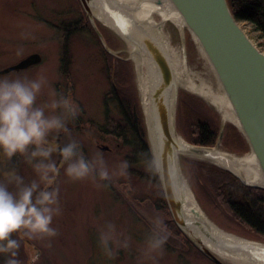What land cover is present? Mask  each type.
<instances>
[{
  "label": "rangeland",
  "instance_id": "1",
  "mask_svg": "<svg viewBox=\"0 0 264 264\" xmlns=\"http://www.w3.org/2000/svg\"><path fill=\"white\" fill-rule=\"evenodd\" d=\"M36 2H38V6L34 8V6H29L28 0H0V71L16 65L31 54H38L41 58L40 63L25 70L0 75V79H21L27 82L44 74L47 82L37 99V103L43 104L54 98V90H59L61 94L69 93V90L67 91L69 87H66V82L60 73L61 49L62 42H64L63 26L78 23L80 6L92 30L93 28L79 0H36ZM38 10L44 15V23H38L34 18ZM28 13L31 15L29 16ZM154 19L156 22H160V17L155 16ZM94 23L97 28L101 27L107 31L108 37L115 38L116 41L113 44L115 49H110V53L107 52L103 47V43L108 46L106 38L104 37L101 42L96 34L95 37L88 28L80 33L74 31L68 37L71 38L69 43L72 56L71 98L78 103L80 112L78 117L73 119L74 121L72 119L68 121V126L72 124L75 128L70 129L68 133L60 134L57 141L59 142L60 139L64 142L75 140L79 142L85 155L92 158L102 155L106 166L113 175L107 182L91 177L72 181L64 175L63 169H60L56 183L60 188L62 213L53 221L58 235L30 242L21 240L18 259L22 264H28V258L35 246L40 250L39 264H215L188 234L177 226L183 235L172 230L170 220L173 219L167 203L168 210L166 211L157 207L159 191L154 182L149 179H153V175L149 173L147 164L144 160L141 161L140 156L133 153L130 146L108 134L109 126L106 121L103 99L109 91V84L104 74L106 63L104 53L131 63L139 104L140 97L135 63L131 59L128 44L99 20L95 19ZM239 24L251 41L261 50L260 43L256 35L250 31L249 26L245 23ZM164 31L173 49L179 50V54L184 55L188 70L193 73L204 72V60L200 57L189 32L185 33L183 44L180 31L175 24L166 22ZM69 95L71 94L69 93ZM183 96H191V94L185 89H178L177 99L171 108L172 124L176 133L187 144L195 146L186 139L185 130L188 122L180 105V99ZM194 98L199 99L214 115L220 129L222 120L218 112L201 98ZM108 109V115L111 118L120 119L115 104H109ZM226 126L235 127L228 123L224 130ZM144 127L148 150L152 156L145 123ZM221 146L222 151L237 157H243L250 153L249 150L242 153L232 152L225 147L224 140L221 142ZM103 147H106L107 150H102ZM213 148L215 146L210 147V149ZM130 158L135 159L134 166L130 164ZM52 159L59 163V154L54 153ZM152 159L162 189L156 161L153 156ZM125 160L129 162V167L125 174L120 175L119 169ZM34 162H30L26 155L20 153L11 159L0 156V179L3 178L4 172L13 169L24 178L25 183L38 179L33 168ZM192 162L215 165L234 176L245 187L263 189L260 186L245 183L232 171L210 161L185 155L179 157L182 176L205 216L225 232L264 243L236 221L231 212L222 208L216 200L210 197V192L213 194L212 190L208 191V188L197 184L195 171L192 170ZM130 168L134 171L131 172L133 174L129 173ZM140 173L146 174L145 177L141 178ZM157 220L163 221L162 230L156 228ZM108 221L117 222L126 240L125 246L117 243L118 250L112 258L102 254L97 242L98 233ZM154 229L161 235H166L167 240L163 247L151 251L148 248L147 238ZM7 258L8 254L0 253V264H5ZM224 264L230 263L225 262Z\"/></svg>",
  "mask_w": 264,
  "mask_h": 264
},
{
  "label": "clouds",
  "instance_id": "2",
  "mask_svg": "<svg viewBox=\"0 0 264 264\" xmlns=\"http://www.w3.org/2000/svg\"><path fill=\"white\" fill-rule=\"evenodd\" d=\"M46 82L44 74L27 82L0 79V156L11 159L17 153L26 155L30 162L35 161L33 168L38 176L25 183L13 169L0 179V253L8 254L5 264H22L18 259L21 240L30 242L58 235L53 221L62 213L56 183L60 169L72 181L91 177L107 182L113 175L102 155H85L75 140L57 141L60 134L70 131L68 121L78 117L80 108L69 94L59 90H54L51 101L37 103ZM54 153L59 154V163L52 159ZM128 167L129 162L123 161L119 174H125ZM149 168L154 169V165L150 163ZM156 228L162 230L163 221L157 220ZM166 240V235L154 229L147 238L149 250L160 249ZM97 242L108 258L116 254L117 243L126 245L116 221L103 225ZM39 262L40 250L34 246L28 264Z\"/></svg>",
  "mask_w": 264,
  "mask_h": 264
},
{
  "label": "water",
  "instance_id": "3",
  "mask_svg": "<svg viewBox=\"0 0 264 264\" xmlns=\"http://www.w3.org/2000/svg\"><path fill=\"white\" fill-rule=\"evenodd\" d=\"M152 1L157 4L162 3L161 0ZM167 1L182 17L188 31L197 39L199 46L207 56L232 106L249 150L255 156L264 182V52L251 41L239 22L235 20L226 0ZM79 2L95 34L103 42V37L94 23V20H97L94 15L95 0H79ZM120 24H122L124 41L145 51L159 72V81L151 95L152 125L156 135L158 153L156 167L172 219L181 231L188 234L187 223L181 212V203L174 195L176 181L174 172L177 167L175 154L182 152V155L188 157L204 159L210 150L221 147L224 129L219 131L213 149L197 146L182 149L177 144L171 129L172 106L169 104V96L173 92L175 103L178 88L169 60L161 45L141 25L123 18ZM180 37L184 44L185 33L180 32ZM103 47L108 51L104 43ZM40 61L39 55L32 54L16 65L0 71V75L28 69ZM133 114L138 129L135 109H133ZM102 150H107V148L103 147ZM261 188L264 190V186ZM194 225L202 234L207 235L201 223L195 222ZM205 253L215 264H222L212 253Z\"/></svg>",
  "mask_w": 264,
  "mask_h": 264
},
{
  "label": "bare ground",
  "instance_id": "4",
  "mask_svg": "<svg viewBox=\"0 0 264 264\" xmlns=\"http://www.w3.org/2000/svg\"><path fill=\"white\" fill-rule=\"evenodd\" d=\"M104 2H102V0H95L94 2V15L97 20L113 30L123 41L125 40L123 38L124 33L122 24H120L122 18L141 25L163 48L169 60L177 88L185 89L191 96L199 97L204 100L207 105L212 106L221 116L222 126L220 130L224 129L225 125L230 123L233 124L242 135L239 122L232 106L207 56L199 46L197 39L188 31L182 17L174 10L173 6H171L167 0H161V4H157L152 0H104ZM155 16L160 17V22L155 21ZM166 22L175 24L180 32H189L197 46L200 57L204 60V72L193 73L188 70L184 55L179 54V50L173 49L169 38L165 34L164 25ZM102 37L104 39L103 35ZM128 46L130 48L129 53L131 59L135 63L136 68L140 111L148 130L152 156L157 162V140L152 125L151 95L159 81V72L155 63L145 51L139 50L131 43H129ZM107 48V52L110 53L108 46ZM173 103L172 92L169 96V104L173 106ZM133 109H135L136 113L135 106ZM171 129L177 144L181 146L182 149L191 146L176 133L172 123ZM181 153L182 152H178L175 154L177 167L174 172V177L176 179L174 184V195L181 203V212L187 223L188 235L203 251L215 255L222 264L225 262L230 264H264V243L247 240L225 232L201 211L193 192L189 189L182 176L179 165V157L182 156ZM204 160L232 171L249 185L264 186L257 161L252 152L246 156L237 157L224 152V150L222 151L221 148H217L210 150L208 155L204 157ZM195 222H199L204 226L207 235L202 234L198 228L195 227Z\"/></svg>",
  "mask_w": 264,
  "mask_h": 264
},
{
  "label": "trees",
  "instance_id": "5",
  "mask_svg": "<svg viewBox=\"0 0 264 264\" xmlns=\"http://www.w3.org/2000/svg\"><path fill=\"white\" fill-rule=\"evenodd\" d=\"M226 2L235 20L249 26L250 31L256 35L260 43L259 47L264 51V0H226ZM78 12L80 15L78 23L63 26L64 42H62L61 49L60 73L66 82V87H69L67 91L69 90L70 96H72V86L70 85L72 56L69 43L71 38L69 39L68 37L74 31L80 33L85 28H88L95 36L80 6ZM98 29L106 38L109 49H115L113 45L116 41L115 38L113 36L108 37L107 31L101 27ZM104 54L106 57L104 74L109 84V91L103 99L104 108L106 109V121L109 126L108 134L130 146L133 153L140 156L141 161L144 160L149 173L153 175V179H149L154 182L159 191L157 207L166 211L168 208L156 171L149 168V164H153V159L148 150L144 121L134 85L132 65L107 53ZM111 103L116 105L120 115L118 120L108 115V107ZM180 103L188 122L185 130L187 141L198 147H214L220 130L214 115L209 112L208 108L199 99L193 96L181 97ZM134 106L138 116V129L132 114ZM74 128L72 124L69 126L71 130ZM223 140L225 147L232 152L242 153L249 150L246 141L233 126H226ZM135 163V159L130 158V164L134 166ZM191 165L192 170L194 169L195 171L197 184L203 188H208V191L212 190L213 194L210 192L212 199L216 200L222 208L231 212L234 219L247 228L253 236L264 241V190L245 187L234 176L217 168L215 165L202 162H192ZM128 171L129 173L134 172L132 168ZM139 175L142 178L146 174L140 173ZM170 225L173 231L183 235L173 220H170Z\"/></svg>",
  "mask_w": 264,
  "mask_h": 264
},
{
  "label": "flooded vegetation",
  "instance_id": "6",
  "mask_svg": "<svg viewBox=\"0 0 264 264\" xmlns=\"http://www.w3.org/2000/svg\"><path fill=\"white\" fill-rule=\"evenodd\" d=\"M29 1V6H38V2H36V0H28ZM28 15L30 16L31 14L28 13ZM44 15L40 12V10H38L37 14L34 15V18L37 20L38 23H44L45 19L43 17Z\"/></svg>",
  "mask_w": 264,
  "mask_h": 264
}]
</instances>
